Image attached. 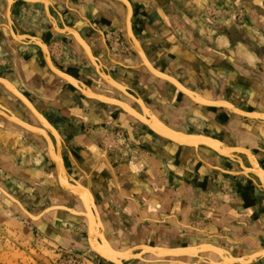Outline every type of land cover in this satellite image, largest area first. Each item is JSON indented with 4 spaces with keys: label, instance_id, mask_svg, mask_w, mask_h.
Returning <instances> with one entry per match:
<instances>
[{
    "label": "crops",
    "instance_id": "obj_1",
    "mask_svg": "<svg viewBox=\"0 0 264 264\" xmlns=\"http://www.w3.org/2000/svg\"><path fill=\"white\" fill-rule=\"evenodd\" d=\"M47 1L51 3L50 14L58 29H74L114 85L94 71L72 35L52 34L45 13L48 4L17 0L11 11L13 30L46 42L57 68L94 93L126 102L133 109L138 107L139 111L135 110L141 114L142 107L147 108L172 129L201 133L230 146L252 150L254 154H251L260 163L257 164L264 169V122L199 105L187 95H180L168 81L152 75L139 64L137 53L130 48L125 31L126 8L120 1ZM127 1L133 10V33L155 69L174 77L207 100H222L246 112L264 113L261 51L246 49L243 42L229 47L225 36L213 39L204 31L210 24H201L191 16L183 17L184 8L177 0ZM261 8L264 7L261 5ZM6 11L7 0H0V78L11 82L30 100L51 126V130L46 129L48 133L55 131L63 139V148L62 143L59 147L62 157L63 154L67 157L68 171L92 193L104 235L112 248L119 251L134 246L174 249L207 244L224 249L234 257L264 248V193L248 178L229 177L221 172L234 170L235 163L204 147L196 150L175 145L151 133V129L150 132L140 127L145 125L117 105L84 97L48 70L37 46L18 42L8 29ZM256 11L264 13L258 7ZM117 84L137 94L144 106L132 102ZM0 105L27 124L43 128L39 119L1 85ZM21 129L0 115L2 139L22 137L33 143L35 149L45 150L48 156L44 137ZM112 130L123 131L135 139V156L117 160L111 152L104 151L99 134L112 133ZM0 142V157H3L0 169L10 179L43 188L41 181H50L55 171L54 179L59 185L56 167L21 164L3 141ZM73 197L80 208H68L82 211L80 200ZM76 217L85 220L87 228L86 219ZM199 255L220 261L212 251ZM182 256L158 260L147 253L143 256L147 263L133 260L126 264H177L173 260L196 264V259ZM262 263L264 260L257 264Z\"/></svg>",
    "mask_w": 264,
    "mask_h": 264
},
{
    "label": "rangeland",
    "instance_id": "obj_2",
    "mask_svg": "<svg viewBox=\"0 0 264 264\" xmlns=\"http://www.w3.org/2000/svg\"><path fill=\"white\" fill-rule=\"evenodd\" d=\"M247 1L245 4H251L252 9L246 7L253 13L256 12L257 7L264 10L261 8V5L264 7V0ZM177 2L180 7L184 8L183 17L191 16L190 18L196 19L199 23H201L200 20L208 21L204 22V25L208 23L211 27L204 31L208 32L213 39L225 36L221 35L223 29L229 25L230 21L236 20L238 30L242 32L243 37L247 35L249 39L246 42V49L261 51V55L264 56V32L253 25L250 16L245 13L246 9L239 7L234 0H177ZM261 16L264 19V13H261ZM218 30L221 31L218 32ZM221 39L222 37H219V40ZM223 43L227 41L223 39ZM243 51L241 49V52ZM98 140L103 148L105 147L104 151L111 152L117 160L131 159L135 156L133 153L136 145L135 139L128 137L123 131L112 130V133L99 134ZM0 141H3L5 148L12 151L21 164L30 166L37 163L43 168H48L49 164L53 165L45 152L35 149L29 140L14 136L13 139L0 137ZM229 171H238L236 165L234 170ZM53 174L50 175V181H41L43 186L41 188L39 185L34 187V185L13 181L0 169V178L3 179L0 181V186L34 215L51 205L80 208L78 201L72 195L60 189L54 179L55 171ZM232 177L247 178L243 175ZM52 178L54 181H51ZM63 211H52L42 216L39 222H32L15 205L0 195V264H110L95 253L81 247L87 239L85 220ZM45 229H50L64 241L52 238ZM69 242L74 243L75 246L71 247Z\"/></svg>",
    "mask_w": 264,
    "mask_h": 264
},
{
    "label": "bare ground",
    "instance_id": "obj_3",
    "mask_svg": "<svg viewBox=\"0 0 264 264\" xmlns=\"http://www.w3.org/2000/svg\"><path fill=\"white\" fill-rule=\"evenodd\" d=\"M32 1L33 2L40 1V2H42L44 4H46V5L49 4V2L47 0H28L26 2H32ZM121 3L125 6V4L123 2H121ZM7 4H8V0H7ZM126 15H127V8H126ZM126 15H125V31H126ZM6 19H7V17H6ZM54 30H56L57 32H60L61 30L62 31H66V34H71V35H72L71 32L74 31L76 36H78L86 46L88 45L80 37V35L72 28L71 29L70 28H66L65 30H63V29H58V27H57V28H54ZM15 37L17 39H19L17 36H15ZM74 38H76V37H74ZM76 42L80 45V47L83 49V51H84V53L86 55L85 48L81 45V43H79L77 41V39H76ZM141 50H142V48H141ZM143 53H144V51H143ZM137 56L141 60L142 65L147 69V67H146L147 65H145V61H143L138 54H137ZM86 57H87V55H86ZM144 58H146L145 60H147L146 62H148V66H150L155 72L161 73L160 71H158L157 69H155L152 66V64L147 59L145 53H144ZM98 70H99L98 71L99 72V76H101V78L103 80H105V82L114 85V83H112L113 80L108 75H105L104 73H102V71H100L99 68H98ZM147 70L149 71V69H147ZM61 73L63 75H66L65 76L66 79L64 77L59 76V75H57V76L63 78L68 83L71 82L72 84H74V85H76L78 87H81V92L88 98H94V99H97V100H100V101H104L105 103L117 105L118 107L127 105L129 107L128 108V112L124 111L127 115H129L131 117H134L140 123H142L144 125H147V127L149 129H151L152 131L154 130L153 132H155L156 135H159L160 137L168 139V140H169V138H171L173 141L171 140L172 142L171 141L170 142L171 143L174 142L173 144H175V145H178V146L181 145L182 147L185 146V147H189V148H192L194 146L193 148L197 150L198 147H195V146H198L199 143L200 144H206V145H208V146H210L212 148H218L220 151L225 152L228 156H232V152H234V151H236V152H244V154L247 155L251 159V164H250V167L246 166L245 169H242L241 173L244 174V175L245 174H250L249 172L255 174V176L257 178H259V180H261V182H262L261 186H262V188H264V169H262L257 164L255 158L253 157V155L251 154V152L248 149L243 148V147H235V148H232V149H229V148L227 149V148H224V147L222 148L216 142L218 139L215 141V138H212V137L209 138V136H205V135L199 136V135H195V133H193L194 135L193 134H187L186 132H181V131L172 129L170 126H168L164 122H162L154 113L149 111L147 108L142 107L143 108V111H142L143 114H141L137 110L133 109L126 102L115 100V99H112V98H109V97L94 93L89 88H87V86L84 85L82 82H81L82 83V85H81L78 80H76V79H75L76 81L73 80L74 79L73 77L65 74L63 71H61ZM170 77H172V76H170ZM1 79H3V78H1ZM161 79L165 80L163 78H161ZM170 79H172V78H170ZM165 81H167V80H165ZM168 82L170 84L174 85L170 81H168ZM115 86L120 88V89H122L121 90L122 92L125 90L122 86H120L118 84L115 85ZM181 87L183 89L187 90L189 93L193 92V91L185 88L183 85H181ZM177 89H178L179 92H181L182 94L187 95L193 102H195V103H197L199 105H203V106L211 107V108H224V109H228V111H232L233 109L231 108V106H233L235 109H237L236 110L237 112L232 111V112H234V114L240 115V116H242L244 118H247V119H250V120L264 122V120H261V119H264V113H261V112H246V111H243V110L235 107L233 104H230V103H228L226 101L224 102L222 100H207V99L203 98L202 96H200L196 92H193V93H195L197 96L194 95V94H191V95L187 94V93H185V91H181L179 88H177ZM16 91H17L18 96L22 95L17 89H16ZM81 92L79 91V93H81ZM12 94L14 96H16L14 93H12ZM124 94L127 95L126 93H124ZM131 95H133L135 98H138V97H136L137 94H135V93H132ZM127 96H129V95H127ZM19 100L21 101V99H19ZM24 100H26V99L24 98ZM138 102L143 105V102L141 101V99ZM30 105L32 107V110L27 105H25V106L31 111V113H33L39 119V122L41 123L43 128L34 127V126H31L30 124H27L26 122H24L21 119H19L14 113L13 114L16 116L17 119L13 118V116H10L9 114H7V112L5 110H3V109H6L3 106H2L3 109H0V115L2 117H4V118H6L5 116L8 115L7 116L8 119L16 120V122L19 121L18 123L21 124V126L23 125L25 127V129H27L29 131H32L31 133L40 135L42 137L48 135V132L46 131V129L51 130V126L34 109V107L32 106L31 103H30ZM6 110L9 111L8 109H6ZM9 112H11V111H9ZM53 132L51 134H52L53 137H56L58 144L57 145L53 144V147L51 148V146H50V149L48 148V145H47V153H48V156L50 157V159L53 161L55 167L58 166L57 167L58 169L56 168L57 176H58V183H59V185H61L65 189L73 190L75 192V194H76L75 197H77L80 200V202L82 204V207H83L82 211L72 210V209H69V208H67V209L63 208V210L65 209L64 211H67L70 214H73L75 216H82V217H84L86 219L88 230L91 231V233H93L96 236L95 238H97V239L100 238V237L102 238V243L99 242L100 243L99 249H100V252L103 253V255H105V256L107 255L108 257H110L112 259L114 258V256L118 257V256H121V255L125 256V257H128V258L140 257L141 259H143V256L148 253V254H152L153 257L158 259V260L159 259H163V258H168V257H173L175 259H179V258L183 257L182 255H187V256H190L191 258L196 256V257H200L201 259H205V261L199 260V261H202V263H200V264H205L204 262H207V263H210V264H237L238 262H240L242 264H247V262H249L254 257V255L256 256L257 254L259 255V254H262V252H264V249H259L255 253H252L250 255L243 254V256L241 255L242 257H234L228 251H226L224 249H221V248H218V247H214V246H210V245H207V244L199 245L197 247L174 248V249L173 248H164V247L134 246V247H131V248L125 250V251H119V250H116V249L112 248V246L110 245V243L108 242V240L106 239V237L104 235V227H103V224L101 222V219H100V216L98 214L93 195L90 192V190L87 187L83 186L82 184L78 183L77 181H76V183H74L72 181L71 177L67 174V172H66V174L61 172V170H60L61 165H60V162H59V160H60L59 157H61V159H62L61 149H60V147H61V139H60L59 135L55 131H53ZM178 133H182V134L180 135ZM55 143H56V141H55ZM199 147H201V146H199ZM199 160H201V159L199 158ZM221 172H224V171L221 170ZM68 183L71 184V186ZM85 208H86V210H85ZM87 209H88V211H89V209H91V212L93 213V215H92V213L90 214V211L87 212ZM94 220L96 222L93 225V228H91V224L93 223ZM196 229L197 228H195L194 230H196ZM196 231H199V230H196ZM135 249H140L141 251H135V253H134L133 251ZM205 251H212V252L216 253L220 257V261L216 262V261L208 260L207 258H204V257L199 255V253L205 252ZM246 256H247V258H246ZM173 261H176L177 264H190V263H184V262H182L180 260H173ZM146 262H148V261H146ZM150 262H153V261H150Z\"/></svg>",
    "mask_w": 264,
    "mask_h": 264
},
{
    "label": "water",
    "instance_id": "obj_4",
    "mask_svg": "<svg viewBox=\"0 0 264 264\" xmlns=\"http://www.w3.org/2000/svg\"><path fill=\"white\" fill-rule=\"evenodd\" d=\"M17 0H8V4H7V11H6V17H7V24L9 25V28L8 29H10L9 31L13 34H15V36H17L19 39H18V42H20V43H25V44H29V45H35V46H37L39 49H40V51H41V53H42V56H43V60H44V63H45V65L48 67V70L50 71V72H53V73H55L56 75H59V76H61V77H64L65 78V76L66 75H63L62 73H61V71L62 70H60L59 68H57L54 64H53V62H52V60H51V57H50V53H49V49H48V44L46 43V42H44L43 40H41V39H38V38H35V37H31V36H28V35H19V34H17V33H15V31L13 30V23H12V18H11V11H12V7H13V5H14V3L16 2ZM20 1H28V0H20ZM116 1H121V2H123L124 4H125V7L127 8V15H126V36H127V41H128V43H129V45H130V48L134 51V52H136L140 57H141V59L143 60V61H145V65H147L146 67H147V69H149V71L152 73V75H154V76H157V77H159V78H163V79H165V80H167V81H170L171 83H173L177 88H179L181 91H185V93H187V94H194V95H196L195 93H189L187 90H185V89H183L182 87H181V83L179 82V81H177L176 79H174L173 77H170L169 75L167 76V75H165L164 73H159V72H155L150 66H148V62H146L147 60H145L146 58H144V53H143V51L141 50V47H140V45H139V43H138V41H137V39H136V37H135V35H134V33H133V29H132V23H131V18H132V15H133V10H132V7H131V4L127 1V0H116ZM33 2V1H32ZM50 8H51V3L50 4H48L47 6H45V13H46V16H47V19H48V21L50 22V24H51V27H52V34H55V33H58V34H66V31H60V32H57L56 30H54V28H57V23L55 22V20H54V18L51 16V14H50ZM66 28H69V27H62V29L63 30H65ZM71 29V28H70ZM71 32V31H70ZM72 33V35L74 36V37H76L75 38V40L77 39V41L79 42V43H81V45L85 48V51H86V55H87V59H88V61H89V63L92 65V67L94 68V71L99 75V70H98V68L100 69V71H102V73H104L105 74V71H104V69H103V67H101V65L99 64V60L96 58V57H94L93 56V54H92V52L90 51V49H89V47H88V45L86 46L83 42H82V40L78 37V36H76V34H75V32L74 31H72L71 32ZM69 35H71V34H69ZM99 65V66H98ZM106 75V74H105ZM109 76V75H108ZM68 77V76H67ZM70 78V77H69ZM170 78H172V79H170ZM66 79V78H65ZM73 80H75V79H73ZM76 81V80H75ZM80 82V81H79ZM70 86H72L74 89H76V90H78V91H80L81 92V87H78V86H76V85H74V84H72L71 82H69L68 83ZM80 84L82 85V83L80 82ZM0 85L6 90V92L7 93H9L13 98H15L16 100H18L17 98H19V99H21V101L25 104V105H27L31 110H32V107H31V105H30V100L28 101L26 98H25V96H23V95H21V96H18V94H17V91H16V87L11 83V82H9L8 80H5V79H1L0 78ZM120 87V86H119ZM125 87V86H124ZM11 92V93H10ZM124 93H126L127 95H129L130 96V100L132 101V102H134L136 105L138 104L139 105V103H137L138 101H140V97L137 95L136 97H138V98H135L133 95H131L132 93H134L133 91H131L130 89H128L127 87H125V90L123 91ZM12 93H14L16 96H14V95H12ZM82 93V92H81ZM83 94V93H82ZM83 96L84 97H86L84 94H83ZM128 96V97H129ZM197 96V95H196ZM199 97V96H198ZM24 98L26 99V100H24ZM192 98V97H191ZM100 103H103V104H106L104 101H99ZM127 108H126V107ZM125 106H121L120 108L123 110V111H125V112H128V106L127 105H125ZM231 106V105H230ZM139 107H140V105H139ZM231 108L233 109L232 111H234V112H237L236 110L237 109H235L233 106H231ZM0 109H3L2 108V105H0ZM3 110H5L6 112H7V114H9L10 116H13V118H15V119H17L16 118V116L12 113V112H9V111H7L6 109H3ZM232 111H230V112H232ZM234 112H232V113H234ZM8 116V115H7ZM7 116H5L6 118H4L3 117V119L4 120H6V121H9V122H11V123H13L16 127H19V129H21V127H23V128H25L23 125L21 126V124H19L18 122H16V120H12V119H8L7 118ZM261 120H264V119H261ZM18 125H20V126H18ZM165 126V125H164ZM145 127L147 128V129H149L148 127H147V125H145ZM21 129V130H25V129ZM166 128V127H165ZM168 129V128H167ZM56 130V129H55ZM150 130V129H149ZM169 130V129H168ZM57 131V130H56ZM154 131V130H153ZM151 132V130H150V132L151 133H153V134H155L154 132ZM177 133V132H176ZM178 134H182V133H178ZM187 134H193V133H188L187 132ZM156 135V134H155ZM194 135V134H193ZM195 135H199V136H203L201 133H195ZM158 136V135H157ZM44 137V139H45V141L47 142V145H48V148L50 149V146H51V148L53 147V141L51 140L52 138L51 137H53L52 136V134L51 133H48V135H46V136H43ZM61 137V136H60ZM54 139H56V137H53ZM210 138V137H209ZM172 139L171 138H169V141H171ZM217 139H215V141H216ZM56 141V145L58 144L57 143V139L55 140ZM61 143H62V148H63V139L61 138ZM173 141V140H172ZM171 141V142H172ZM217 142V144L220 146V147H224V148H229V149H232V148H235V146L233 147V146H230V145H228V144H226V143H224V142H222V141H220V140H217L216 141ZM174 143V142H173ZM179 144V143H178ZM181 146V145H180ZM199 146H201V147H204V148H206V149H209V150H211L214 154H216L217 156H219V157H221V158H224V159H227V160H229V161H231V162H233V163H236L238 166H239V168H240V171H229V170H226V171H224L223 173H226V174H228V175H232V176H240V175H243V176H245V177H247L248 179H250L251 181H252V183L258 188V189H260V190H262V191H264V188H262V182H261V180H259V178H257L256 176H255V174H253V173H251V172H249L250 174H242L241 173V170L242 169H245L246 168V166H245V164H244V162H243V158L241 157V155L242 156H244L245 157V159L247 160V163H248V167L250 166V164H251V159L247 156V155H245L244 154V152H236V151H234V152H232V156H228L225 152H223V151H220L218 148H212V147H210V146H208V145H206V144H198V146H195V147H199ZM182 147V146H181ZM194 147V146H193ZM44 152H45V150H44ZM251 153H252V151H250ZM46 153V152H45ZM50 154V153H49ZM48 157V156H47ZM235 157V158H234ZM48 159H49V161L53 164V166L55 167V165H54V163L51 161V159L48 157ZM59 162H60V165H61V167H60V170H61V172L62 173H65L66 174V168H65V163H64V159H63V157H62V159H61V157H59ZM201 161V160H200ZM256 161H257V163H259L258 162V160H257V158H256ZM205 165H207L206 163H204ZM260 164V163H259ZM208 167H210V168H213V167H211L210 165H207ZM58 166H56V168H57ZM58 169V168H57ZM214 169H216L217 170V168H214ZM219 170V169H218ZM70 177H72L69 173H67ZM73 178V177H72ZM71 178V179H72ZM74 179V178H73ZM72 179V181L74 182V183H76V181L75 180H73ZM69 184V183H68ZM70 186H71V184H69ZM68 185V186H69ZM59 186V185H58ZM79 186V185H78ZM60 187V189L62 190V191H64V192H70L73 196H75L76 194H75V192L73 191V190H70V189H65V188H63L61 185L59 186ZM0 195L5 199V200H7L8 202H10L11 204H13V205H15L19 210H20V212L28 219V220H30V221H32V222H39L40 221V219L42 218V216H44L45 214H48V213H50V212H52V211H61V210H63V208H68L67 206H65V207H59V206H55V205H51V206H49V207H47V208H45V209H43L39 214H36V215H34V214H32V213H30L22 204H21V202L18 200V199H16L13 195H11L6 189H4L3 187H1L0 186ZM65 210V209H64ZM85 210H86V208H85ZM89 211H90V214L92 213L91 212V209H89ZM88 211V209H87V212H89ZM63 212H65V211H63ZM81 215V214H80ZM92 215H93V213H92ZM73 216H75V215H73ZM80 217H82V216H80ZM95 220L93 221V223L91 224V228H93V225L95 224ZM85 230H86V237H87V239H86V242L85 243H83L82 244V246L81 247H84L85 249H87V250H89L90 252H93V253H95L97 256H99L101 259H103L104 261H106V262H108V263H110V264H125L126 262H129V261H133V260H138V261H140V262H146L145 260H143V259H141L140 257H136V258H128V257H125V256H118V257H116V256H114V258L112 259V258H110V257H108L107 255L105 256V255H103V253H101L100 252V249H99V246H100V243L99 242H101L102 243V238L100 237V238H95L96 236L93 234V233H91V231H89L88 230V228H86V226H85ZM45 231H46V233L49 235V236H51L52 238H54V239H56V240H59V241H64L62 238H59L54 232H52V231H50V229H45ZM69 245L71 246V247H74L75 245H74V243L72 244V242H69ZM261 249H264V248H261ZM135 251H140V249H135L133 252L135 253ZM124 255V254H123ZM200 257H193V259H196V264L198 263V264H200V263H202V261H199V260H201V259H199ZM246 258H247V256H246ZM262 259H264V252H262V254H257L256 256L254 255V257L249 261V262H247V264H256V263H258L260 260H262ZM147 263V262H146ZM176 263V262H175ZM237 264H242V263H240V262H238Z\"/></svg>",
    "mask_w": 264,
    "mask_h": 264
},
{
    "label": "flooded vegetation",
    "instance_id": "obj_5",
    "mask_svg": "<svg viewBox=\"0 0 264 264\" xmlns=\"http://www.w3.org/2000/svg\"><path fill=\"white\" fill-rule=\"evenodd\" d=\"M235 4L239 5V7H241L242 9H246L245 10V13L248 14L250 16V20L252 21L253 25L255 24V26H257L262 32H264V19H262V16L261 14H259V11H256L255 13H253L251 10H248L249 9H252V5H246L244 0H234ZM248 6V8L246 7ZM202 24H204V22H208V21H203V20H200ZM218 25V24H217ZM218 28V27H217ZM239 27L237 26V23L236 21H230L229 25H227V27L225 29H223V32L221 35H225L227 38H228V46L229 47H234L235 44L237 42H243L246 44L247 41H249V39L245 37H243L242 35V32H240L239 30ZM221 30H218V32H220ZM138 57V56H137ZM139 59V57H138ZM141 60L139 59V64H141ZM142 67V66H141ZM144 68V67H143ZM173 88V87H172ZM174 89V88H173ZM175 91H178L176 89H174ZM179 93V92H178ZM180 95H181V92H180ZM183 96V95H182ZM122 99V96L121 98ZM128 100V99H127ZM135 109H137L139 111V108L137 107H134ZM209 108V107H208ZM24 109V108H23ZM221 110H225L231 114H234L230 111H228L227 109H224V108H219ZM25 110V109H24ZM26 111V110H25ZM236 115V114H235ZM254 121V120H253ZM259 122V121H258ZM9 124V123H8ZM10 125V124H9ZM16 129V128H15ZM188 131V130H186ZM29 135V134H27ZM252 151V150H251ZM253 153V151H252ZM254 154V153H253ZM241 157L243 158V162L245 164V166L248 167V163H247V160L245 159L244 156L241 155ZM63 159H64V163H65V167L67 168L68 167V163H67V157H65V155L63 154ZM259 162V161H258ZM236 164V163H235ZM236 167H237V170L240 171V168L239 166L236 164ZM67 171H68V168H67ZM68 173L70 174V172L68 171ZM74 178V177H73ZM76 181L77 179L74 178Z\"/></svg>",
    "mask_w": 264,
    "mask_h": 264
}]
</instances>
